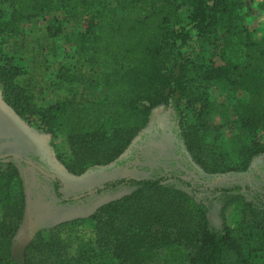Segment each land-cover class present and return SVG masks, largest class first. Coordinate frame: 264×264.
<instances>
[{"label": "trees", "instance_id": "obj_1", "mask_svg": "<svg viewBox=\"0 0 264 264\" xmlns=\"http://www.w3.org/2000/svg\"><path fill=\"white\" fill-rule=\"evenodd\" d=\"M8 1L10 21L0 23L1 31L19 20L63 10L79 24L78 29L66 35L62 21L52 18L45 27L46 36L63 35L84 64L91 69L103 67L101 98L74 102L67 122L70 144L90 150L122 133L131 135L158 106L170 105L177 113L189 108L196 119L194 129L210 130L214 127L211 89L222 83L250 95L236 120L251 136L239 134L232 142L239 165L247 166L264 152V143L255 137L258 130L264 131V35L259 39L249 36L245 18L253 9L241 12L244 0ZM254 3L264 7V0ZM192 30L221 51L227 47L241 51L239 60L225 58L213 64L189 56L183 48ZM70 68L75 69L74 64H62L58 78L77 79ZM21 74L22 67L0 42L4 102L18 116L27 120L34 116L38 126L56 136L66 114L65 103L38 106L20 84ZM172 178L123 177L102 183L95 190L124 183L134 185L135 190L102 204L88 217L95 229L92 244L69 253L65 243L53 240L56 231H52L50 241L40 248L44 258L38 264H252L257 250H264V195L252 190L245 195L242 187H234L241 200V216L234 224L223 221L216 228L205 205L176 188ZM21 186L18 167L0 157V264H35L33 241L22 255L11 250V238L21 220ZM53 186L62 197L58 178H53ZM81 221L75 219L71 224Z\"/></svg>", "mask_w": 264, "mask_h": 264}, {"label": "rangeland", "instance_id": "obj_2", "mask_svg": "<svg viewBox=\"0 0 264 264\" xmlns=\"http://www.w3.org/2000/svg\"><path fill=\"white\" fill-rule=\"evenodd\" d=\"M254 1L262 3V0H244L241 12L246 13L254 7ZM255 10L254 22L264 24V7ZM10 15L9 1L0 0V23H8ZM52 18L62 21L66 35L78 29L77 22L63 10H57L19 20L0 30L2 47L22 67L19 82L26 86L35 103L47 106L61 101L66 106L63 124L57 135L51 136L38 126L34 116L29 120L18 116L4 102L0 90V157L12 160L18 167L24 195L21 220L11 238V250L16 256L22 255L33 241V260L38 264L44 258V250L40 248L50 241L52 231H56L53 240L65 243L69 253L80 245L92 244L95 229L88 217L102 204L135 190L134 185L127 183L95 190L112 179L173 176L171 181L176 188L205 205L209 221L216 228L223 221L234 224L241 216V200L234 187H242L245 195L249 190L264 195V152L242 167L232 147L236 135L251 136V132L243 130L236 120L242 103L250 101V95L222 83L211 89L214 127L210 130L194 129L196 119L189 108L183 107L177 113L170 105L158 106L149 120L131 135L122 133V137L91 146L90 150L70 144L67 122L74 102L101 98L99 77L103 67L89 68L73 52V47L64 42L63 35L47 37L45 27ZM183 51L213 64H220L225 58L239 60L241 53L230 47L222 51L212 47L211 40L198 38L194 30ZM64 63L74 64L75 69L70 68L69 72L77 75V79L58 78ZM255 137L264 143L263 130H258ZM6 153H17L58 178L62 197L56 194L52 177L21 159L2 156ZM221 188L230 190L224 192ZM75 219L83 221L71 224ZM263 260L264 250H257L252 264H262Z\"/></svg>", "mask_w": 264, "mask_h": 264}, {"label": "crops", "instance_id": "obj_3", "mask_svg": "<svg viewBox=\"0 0 264 264\" xmlns=\"http://www.w3.org/2000/svg\"><path fill=\"white\" fill-rule=\"evenodd\" d=\"M260 9L257 3H255V6L252 7V12L245 18V25L247 26L248 29V34L251 36L252 39H259L264 35V24L263 22H254L255 21V15H256V10L255 9Z\"/></svg>", "mask_w": 264, "mask_h": 264}, {"label": "water", "instance_id": "obj_4", "mask_svg": "<svg viewBox=\"0 0 264 264\" xmlns=\"http://www.w3.org/2000/svg\"><path fill=\"white\" fill-rule=\"evenodd\" d=\"M2 156H4V157H5V156H12V157H14L15 159H21V160H23L25 163H27V164H29V165L35 167V168H36L38 171H40L42 174H45V175H47V176H50V177L54 178V176H53L52 174L47 173L46 171H44L41 167H39L38 165H36V164L33 163L32 161L21 158L17 153H6V154H3Z\"/></svg>", "mask_w": 264, "mask_h": 264}, {"label": "built area", "instance_id": "obj_5", "mask_svg": "<svg viewBox=\"0 0 264 264\" xmlns=\"http://www.w3.org/2000/svg\"><path fill=\"white\" fill-rule=\"evenodd\" d=\"M263 21H264V12H263Z\"/></svg>", "mask_w": 264, "mask_h": 264}]
</instances>
